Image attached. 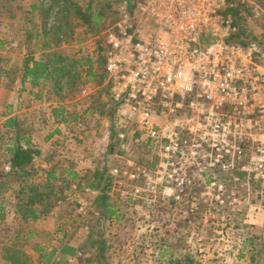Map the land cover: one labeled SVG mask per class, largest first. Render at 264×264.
<instances>
[{
  "label": "rangeland",
  "instance_id": "374dc122",
  "mask_svg": "<svg viewBox=\"0 0 264 264\" xmlns=\"http://www.w3.org/2000/svg\"><path fill=\"white\" fill-rule=\"evenodd\" d=\"M59 1L0 0V70L9 73L0 77V175L11 171L7 148L16 132L2 125L3 114H10L7 105L17 103V86L11 82L16 62L57 53V64L68 65L61 85L50 79L36 88L34 113L28 111V118L38 127L22 128V134L34 133L45 147V160L35 163L30 182L43 186L49 180L47 171L57 177L41 189L52 209L38 220L24 219L18 207L27 201L20 192L25 182L14 177L0 182V264H11L13 258L25 264H59V253L47 262L35 245L50 252L66 244L82 253L62 264H89L86 259L94 254L89 240L107 242L109 264H168L159 258L167 251L162 243L167 238L176 244L170 251L190 254L197 264H264V144L245 138L198 144L184 130L188 142L181 146L182 154L168 161L161 144L121 143L115 138L112 101L102 76L105 66H95L98 76L87 85L77 76L88 75L83 61H96L103 34L117 21L122 0ZM244 1V24L264 43V0ZM75 5L83 13H98L100 25L85 24ZM21 40L28 46L24 51L19 49ZM80 60L82 64L72 66ZM53 106L63 107L72 121L61 126L50 122ZM16 113L12 110L13 116ZM103 173L110 176L107 194L117 215L99 223L102 209L96 201L102 196ZM188 217L189 227L178 223Z\"/></svg>",
  "mask_w": 264,
  "mask_h": 264
},
{
  "label": "built area",
  "instance_id": "2783aa9c",
  "mask_svg": "<svg viewBox=\"0 0 264 264\" xmlns=\"http://www.w3.org/2000/svg\"><path fill=\"white\" fill-rule=\"evenodd\" d=\"M244 3L121 1L102 38L121 143L161 144L168 161L182 154L184 130L198 144H264V45L232 42L226 13Z\"/></svg>",
  "mask_w": 264,
  "mask_h": 264
},
{
  "label": "trees",
  "instance_id": "16d2710c",
  "mask_svg": "<svg viewBox=\"0 0 264 264\" xmlns=\"http://www.w3.org/2000/svg\"><path fill=\"white\" fill-rule=\"evenodd\" d=\"M71 1L76 0H60L59 4L64 5V3H68ZM64 2V3H63ZM62 7V6H61ZM76 14L78 18L84 21L85 24L89 26H93L94 28H97L102 18L98 13L93 12L91 9V13H83L80 7L77 5L74 6ZM36 9V7H35ZM245 9V11H244ZM247 6L239 4L235 8L228 9L226 11L227 15H231V17L234 19L235 25L237 26V31L234 33V35L231 37V41L234 43L242 44V45H250V44H261L262 41L259 39L257 40V37H254V34L248 30V28L244 24V15L243 13L246 12ZM66 12V9H65ZM62 27V26H61ZM61 27L56 29L58 32H60ZM263 38V37H261ZM47 48L51 49L49 46L50 42L47 43ZM104 52V42L102 39V42L100 43L97 51L98 57H96V61L94 62L93 57L87 58L85 61H83V64L85 63L88 66V75H86L85 79L82 76H77V79L80 78L83 84H87V82L92 81L94 82L98 75H96V69L95 66H106L105 56L103 54ZM103 54V55H102ZM59 55L57 53L51 54L46 58L44 62L35 61V59L30 58L27 60V64L25 67V81L26 79H30L31 84L34 86H39L43 82H46L50 79H53L57 81L58 85H61L60 79L62 80V75H65L68 69V65L64 64V62H58L55 61ZM46 57V56H45ZM72 66L75 67L78 64H82V60L80 61H72ZM31 65V66H30ZM102 76H106V69L103 70ZM92 77V78H91ZM90 78V79H89ZM76 79H73L72 82L74 83ZM107 91L109 94V89L107 87ZM110 98V94L108 95ZM111 102V98H110ZM112 104V110L111 113H115V105L113 102ZM64 108L60 107V109H56L54 111L55 115L61 114V118L64 117ZM4 117H6V121L3 123V128L9 129L12 131H15L16 134L14 136V140L10 147L7 148V154L10 156L9 162L11 163V171L6 174L0 175V182L6 178L14 177L19 180H21L24 183V186L21 188L20 192L21 194H24L27 197V201L22 204V206L18 207V210L20 209L23 212V218L26 220H38L41 216L45 215L47 212H50L52 209L51 203L48 201H45L46 197L43 191L41 189H47L50 187L51 181H56L57 177L55 176L54 171H47L46 175L49 178V180L43 185L39 186L33 182H30V177L32 176V173H36L35 171V161L38 157L41 156V151L33 148L30 142V139L21 138L22 135V129L20 126V123H18V118L16 116L12 115V112L10 114H3ZM65 122H68L70 119L67 117H64ZM114 129L113 127H111ZM116 138V135H115ZM25 140V141H24ZM24 142V143H23ZM33 170V171H32ZM68 175H73L71 171H67ZM75 177H77L75 175ZM51 179V181H50ZM100 182L101 184H104V187H102V196L98 197L97 204L100 206L102 211L100 212V218L99 223L104 221H112L116 215V204L110 201V198L107 194V191L109 189L110 185V176L107 175V173H103L100 176ZM2 185V183H0ZM94 188V186L92 187ZM50 193H54L55 189L52 187L50 189ZM20 196V195H19ZM47 196V195H46ZM190 222H192V218L188 217L185 218V220L179 221L178 223L182 226L189 227ZM33 236V235H32ZM30 238V237H29ZM183 240H179V243ZM164 242V246L167 248L166 252H160L159 258L161 260H166L168 264H197L194 257L190 254H175L174 251H170V249H173L174 246H176L175 243H170V239H162V243ZM89 244H91V249L94 252L93 258L86 259V262L89 264L96 263V264H109V260L107 258V242L105 240H94L90 241ZM15 246H13L14 248ZM12 248V247H11ZM79 248H75L69 244L64 245L61 248L53 247L50 252L47 251L46 248H41L39 245H35L36 251H42V258L43 260H46L47 262L53 261V258L58 255L59 253V264L64 263L67 261V257L70 258H76L79 253H82L78 250ZM83 252L84 249H82ZM11 264H25L24 261L20 260L19 258H13L9 259ZM56 262V261H55Z\"/></svg>",
  "mask_w": 264,
  "mask_h": 264
},
{
  "label": "crops",
  "instance_id": "0c3cea01",
  "mask_svg": "<svg viewBox=\"0 0 264 264\" xmlns=\"http://www.w3.org/2000/svg\"><path fill=\"white\" fill-rule=\"evenodd\" d=\"M33 9H35V7H33ZM25 39H26V37H25ZM38 41H39L38 40V37H35L34 38L35 47H33V48H35V50H37L39 48L38 46H40L38 44L36 45V43ZM26 46H27L26 45V40H24L19 45V49H21L22 51H24L25 48L28 47V46L27 47ZM48 56L49 55H47V57ZM26 58H23L21 61H17L16 62V69H15L16 75L11 80V82L14 81V83H16V86H17V91H15V93L17 94V98H16L17 103H16V105H14V104L13 105H11V104L7 105V110L9 111V113L12 112V110L15 111V112H17L14 116H16L18 118V123H20L21 129L23 127H29V128L38 127V125H36L37 124V121H34V120L31 121L30 118H28V111L30 112L34 108L32 106V104L35 101H31V100H35V98H37V96H38V95H36V92H37V89L36 88L38 86L32 85L30 79H26V82H24L25 81V77H24L25 76V67H26V64H27V59ZM32 58L35 59V61H39V62H44L46 60V59H44V56L43 55H41V57H35V58L32 57ZM8 70L11 73V70L10 69H8ZM8 75H9V73L6 71V69H4V70L1 69L0 70V77L1 76L6 77ZM84 79H85V77H84ZM90 82H92V81H90ZM88 83H89V81L87 82V84ZM8 90H11V88L8 89ZM55 108L56 107L53 106L52 109H49V112H50V114L48 116L49 121L50 122L52 121V122L56 123L57 125L60 124V126H61V123H63V125H66L67 123H69L71 119L68 122H65V120H64V117L69 118L68 117V113L66 112V110L64 112V114H65L64 117L62 119H60L54 113V111L56 110ZM33 113H34V110L32 111V114ZM3 117H4V115H3ZM7 130H9V129H7ZM55 132L45 138L46 142L50 141V139L52 137H54ZM21 138H26V139L29 138L32 147L33 148H36V149H38V150L41 151V156L36 159L35 163L36 162H40L42 160H45V158L43 157V152H44L43 150L45 149V147H44V149L41 148V146L39 145L40 142L37 141V137H36V135L34 133L33 134H29V133L28 134H22L21 135ZM46 166H47L46 164L45 165H42L43 168H45ZM6 170L8 171V168H6Z\"/></svg>",
  "mask_w": 264,
  "mask_h": 264
}]
</instances>
